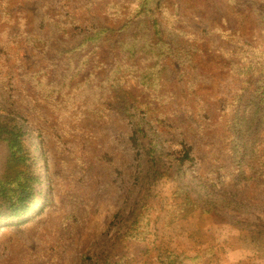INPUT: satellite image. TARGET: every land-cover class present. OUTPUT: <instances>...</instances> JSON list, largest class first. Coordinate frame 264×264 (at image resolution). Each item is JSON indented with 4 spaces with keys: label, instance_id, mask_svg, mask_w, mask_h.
Returning <instances> with one entry per match:
<instances>
[{
    "label": "rangeland",
    "instance_id": "rangeland-1",
    "mask_svg": "<svg viewBox=\"0 0 264 264\" xmlns=\"http://www.w3.org/2000/svg\"><path fill=\"white\" fill-rule=\"evenodd\" d=\"M92 1L48 0V11L62 13L70 5L82 18L84 23L71 40L58 42L49 50L34 52L22 47L18 53L0 52V118L28 133L27 145L33 149L36 173L43 182L37 186L38 199L42 200L38 212L26 221L0 226V264H143L146 258L152 259L154 254L147 253L145 242L126 241L123 236L143 212L150 195L148 189L154 188L152 171L157 169L170 177L163 180L166 185L162 197L170 195L169 187L175 179L177 186L190 190L200 207L213 215L216 224L223 225L221 230L229 229L231 224L238 232L236 239L235 230H228L233 236L227 243H236V250L225 260L218 259L208 256L209 245L197 246L190 241L188 233L193 227L189 222L175 221L164 239L173 242L163 254L162 264H251L247 257L264 255L261 163L250 165L249 175L256 178L248 182V193L238 174L234 180H227L224 175L232 173L227 168L233 152L224 150L230 144L228 134L211 126L213 110L197 113L191 109L197 122L185 120L187 124L171 119L158 122L146 109L131 107L133 115L122 113L118 108L125 104L114 99L107 100L104 107L78 105L69 114L58 113L53 104L39 101L36 91L30 88L25 72L53 63V72L63 73L68 67L60 54L65 46L78 44L85 30L114 27L115 21L87 7ZM154 1L146 0L144 5L151 7ZM132 7L142 8L137 2ZM20 8L31 19V32L48 33L42 24L46 12L43 1H27ZM199 8L193 7L195 11ZM185 14L191 31L202 34L210 28L209 22L189 8ZM115 23L119 28L123 21ZM126 74L125 89L150 108L159 107L158 93ZM89 75V71L83 72L75 83L85 81ZM191 75L190 80L212 92L218 88L217 76L209 69L197 68ZM186 88V81L180 80L176 91L183 96ZM205 124L206 129H201ZM212 180L222 181L220 187ZM231 198L233 204L225 202ZM262 258L258 261L264 262Z\"/></svg>",
    "mask_w": 264,
    "mask_h": 264
},
{
    "label": "trees",
    "instance_id": "trees-1",
    "mask_svg": "<svg viewBox=\"0 0 264 264\" xmlns=\"http://www.w3.org/2000/svg\"><path fill=\"white\" fill-rule=\"evenodd\" d=\"M27 1L31 0H0L1 53H18L22 47L34 52L49 50L58 42L74 38L75 31L84 23L70 5L65 12L54 13L47 9L48 0H39L46 7L42 24L48 33L35 34L28 29L31 19L27 11L20 8ZM145 1L88 2L87 7H93L95 13L115 22L123 21L122 26L117 28L114 22V27L85 30L78 44L61 50L68 62L63 73L56 75L55 65L50 63L25 72L24 78L36 91L38 100L53 104L58 113L69 114L78 105L104 107L107 100L114 99L125 104L118 108L122 113L133 115L131 107L146 109L158 122L171 119L187 124L185 120L197 122L191 109L197 113L213 110L211 126L228 134L230 144L224 150L233 152L227 168L232 173L224 176L232 181L238 174L248 193V182L256 178L249 175L252 162L261 163L259 176L264 177V0H155L151 7L144 5ZM134 2L142 8L135 10ZM194 5L200 8L195 11ZM188 8L209 22L210 28L202 34L191 31L185 14ZM197 68L215 74L218 88L212 92L211 88L190 80L191 71ZM86 71L90 75L85 81L75 83ZM126 73L158 93L159 107L150 108L125 89ZM180 80L187 84L183 96L176 91ZM201 129H206V124ZM27 136L22 127L0 118V226L26 221L38 212V204L42 207L37 186L43 182L36 173L35 156L27 145ZM151 158L157 165V160ZM163 180L170 177L159 169L152 171L154 188L148 189L150 195L143 204V212L123 236L126 241L147 244V253L154 255L143 264H162L163 254L173 242L164 239L175 221L192 225L188 238L197 246L209 245V257H230L236 243H227L233 236L228 230H235L238 239L236 229L229 224V229L221 230L223 225L216 224L213 215L200 207L190 190L177 186L175 179L169 187L170 195L162 197L166 185ZM219 182L222 181L212 180L217 187ZM225 202L233 204L234 200ZM195 237L201 238L194 240ZM159 239L163 241L157 244ZM262 257L253 255L247 260L264 264L258 261Z\"/></svg>",
    "mask_w": 264,
    "mask_h": 264
}]
</instances>
